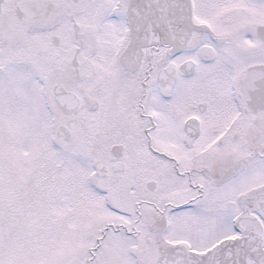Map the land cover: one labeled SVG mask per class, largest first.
<instances>
[{
	"label": "snow or ice",
	"instance_id": "6c2138e0",
	"mask_svg": "<svg viewBox=\"0 0 264 264\" xmlns=\"http://www.w3.org/2000/svg\"><path fill=\"white\" fill-rule=\"evenodd\" d=\"M0 264H264V0H0Z\"/></svg>",
	"mask_w": 264,
	"mask_h": 264
}]
</instances>
